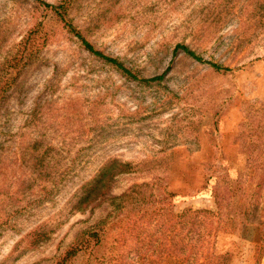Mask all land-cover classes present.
Here are the masks:
<instances>
[{
  "label": "rangeland",
  "instance_id": "rangeland-1",
  "mask_svg": "<svg viewBox=\"0 0 264 264\" xmlns=\"http://www.w3.org/2000/svg\"><path fill=\"white\" fill-rule=\"evenodd\" d=\"M0 264H264V0H0Z\"/></svg>",
  "mask_w": 264,
  "mask_h": 264
},
{
  "label": "trees",
  "instance_id": "trees-1",
  "mask_svg": "<svg viewBox=\"0 0 264 264\" xmlns=\"http://www.w3.org/2000/svg\"><path fill=\"white\" fill-rule=\"evenodd\" d=\"M44 7L49 8L51 10H53L54 12H56L55 14L58 16V19L63 23L64 27L67 29V31L69 33H72L76 39L78 40V42L80 43L81 47L88 53L90 54L92 57L102 61L103 63L112 66L117 72H119L122 76H124L125 78L128 79H132V80H137L135 78V76L133 74H131V72L125 68L119 61H117L116 59L109 57L107 55H104L102 52L98 51L97 49H95L79 32H77V30L71 26V24H69L68 22L65 21L64 15L66 9L64 8L63 5H57V6H52V5H48V4H43ZM31 42L29 39L26 40V43ZM177 49H180L182 53H184L186 56L192 58L195 61L201 62L202 60L197 57L192 51H190L188 48L184 47V46H175L173 52ZM210 67L218 70L219 66L210 62H206ZM162 76H156V77H152L150 79H146V80H141L142 82H152V81H157L159 79H161ZM128 166L126 164H119L116 161H108L104 167L102 168L101 171H99L94 178L87 184H85L83 186L84 188V192L85 195L83 197H81L79 199V202L82 201V203H90L91 201H93L94 197L97 196H101L104 193V188L106 189L107 186L105 184H107V182H111V179L113 176L117 175V174H121V173H127L128 172ZM112 169H116L115 172H112ZM99 182L103 183V186H100L98 192H97V188H98V184ZM101 183V184H102ZM95 194V196L91 199H89V197H91L92 194ZM123 197V195H122ZM89 199V200H88ZM81 210V209H80ZM73 250H69L68 252L65 253L64 258L62 259L63 261L68 259L70 257V255H73Z\"/></svg>",
  "mask_w": 264,
  "mask_h": 264
}]
</instances>
